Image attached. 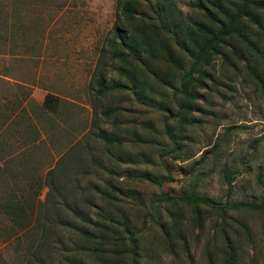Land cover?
<instances>
[{
  "label": "rangeland",
  "instance_id": "obj_1",
  "mask_svg": "<svg viewBox=\"0 0 264 264\" xmlns=\"http://www.w3.org/2000/svg\"><path fill=\"white\" fill-rule=\"evenodd\" d=\"M5 1L0 197L23 195L30 220L17 228L0 209V264H118L125 240L106 241L99 260L81 232L111 224L141 231V264H227L230 251L264 264V209L233 206L264 205V9L239 20L253 46L234 35L209 55L203 86L186 82L198 107L182 124L170 88L142 72L145 103L126 88L96 92L97 76L124 84L136 70L109 57L115 0ZM173 2L187 24L215 25L194 0Z\"/></svg>",
  "mask_w": 264,
  "mask_h": 264
},
{
  "label": "trees",
  "instance_id": "obj_2",
  "mask_svg": "<svg viewBox=\"0 0 264 264\" xmlns=\"http://www.w3.org/2000/svg\"><path fill=\"white\" fill-rule=\"evenodd\" d=\"M205 1L213 4L214 10L202 7L203 0H194L193 5L199 10L202 9L205 14L210 11L214 13L213 20L216 23L212 27H206L199 22L190 24L184 22L180 12L174 7L173 0H115L116 22H114L112 37L108 42L109 57L123 65L135 66L136 70L131 73L125 70L121 72L124 84L114 82L107 85L101 75L97 76L94 82L96 92L103 94L110 89L126 88L133 93L135 98L139 97V103H145L146 96L143 93L145 81L142 82V79L136 76L138 72H142L144 77L170 88L174 101L171 116L179 119L182 124L191 123V119L182 116L181 112L191 115L195 111L198 107L195 102L197 92L192 90L187 94L186 82L190 80L198 86H203L201 76L205 75L204 67L209 55L218 54L221 46L227 41L233 45L231 41L233 37L236 36L239 39L236 46H239L240 42L246 47L253 46L254 43L250 41L245 28L239 24V20L243 14L249 13L248 9L251 7L264 9V1L261 0H230L226 4H222L219 0ZM5 5L9 6L7 0ZM9 18V13L0 15V36L7 30ZM260 27L264 29L262 23ZM260 85L264 86L261 79ZM180 94H186L189 98L182 99ZM169 137L173 147L177 146L176 136ZM3 166H0V169ZM20 196L19 198L16 195L0 197L1 211L17 228H22L30 220V214L23 206V203L28 205V202H24V198ZM189 199L196 200L192 197ZM233 206L264 209V205L246 202L235 203ZM157 215L159 217L158 213ZM115 226L113 224L103 226V232L98 235L81 230L87 241L95 242V246L90 248L91 256L99 260L109 259L110 251L103 249V246L107 245L106 241L116 242L117 245L122 242L121 240H125L127 248L123 254L127 253L128 259L117 258L121 260L118 264H141L138 258L141 251L138 243L141 231H130L125 225L120 224H118L120 229L116 230ZM170 228L173 237L176 231L174 224ZM162 231L166 229L163 228ZM122 234L123 237L120 236ZM167 243L169 244V241ZM234 257L233 252H228L227 264H236Z\"/></svg>",
  "mask_w": 264,
  "mask_h": 264
}]
</instances>
